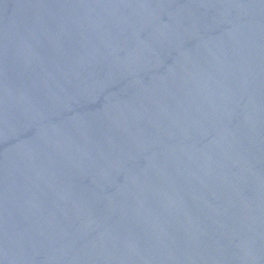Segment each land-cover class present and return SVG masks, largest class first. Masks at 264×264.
<instances>
[{"label":"water","instance_id":"95a60500","mask_svg":"<svg viewBox=\"0 0 264 264\" xmlns=\"http://www.w3.org/2000/svg\"><path fill=\"white\" fill-rule=\"evenodd\" d=\"M0 264H264V0H0Z\"/></svg>","mask_w":264,"mask_h":264}]
</instances>
